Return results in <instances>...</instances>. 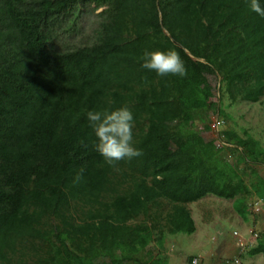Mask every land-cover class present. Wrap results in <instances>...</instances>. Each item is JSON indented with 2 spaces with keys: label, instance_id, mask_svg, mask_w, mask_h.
<instances>
[{
  "label": "trees",
  "instance_id": "1",
  "mask_svg": "<svg viewBox=\"0 0 264 264\" xmlns=\"http://www.w3.org/2000/svg\"><path fill=\"white\" fill-rule=\"evenodd\" d=\"M155 50L177 51L187 75L141 68ZM263 97L249 0H0V264H169L164 234H192L187 205L207 195L256 224L264 148L202 133ZM125 106L143 155L111 167L87 112Z\"/></svg>",
  "mask_w": 264,
  "mask_h": 264
},
{
  "label": "clouds",
  "instance_id": "2",
  "mask_svg": "<svg viewBox=\"0 0 264 264\" xmlns=\"http://www.w3.org/2000/svg\"><path fill=\"white\" fill-rule=\"evenodd\" d=\"M252 12L264 18V5L261 0H249ZM141 68L155 71L158 76L174 75L185 77L187 69L180 54L175 50L145 51L141 57ZM87 119L97 138L96 151L105 163L116 167L122 160H131L143 155L141 149L133 146L134 115L130 108L121 107L112 111H88ZM83 168L76 180L82 178Z\"/></svg>",
  "mask_w": 264,
  "mask_h": 264
},
{
  "label": "crops",
  "instance_id": "3",
  "mask_svg": "<svg viewBox=\"0 0 264 264\" xmlns=\"http://www.w3.org/2000/svg\"><path fill=\"white\" fill-rule=\"evenodd\" d=\"M189 206H194V208H190ZM187 209L190 213L195 230L192 234L187 235L190 237L189 240H185L187 245H185L182 240L183 244L181 247H184V249L186 247V250H188L185 251V256L192 258V264H205L206 259H210L208 253L210 252L209 247L212 245H222L224 248L228 247L230 251V253L228 252V257H214L212 262L215 264H232L235 253L238 251L236 242L237 237L245 238L250 232H257L256 234H258L264 231V229L257 227L259 222L264 221V210H262V208H254V213L258 214L256 224H252L250 221H243L239 217L234 210V201L219 199L211 195H207L194 203L188 204ZM213 222L214 227H212V232H209V236L211 237H207L204 232H201V227L205 228L208 224ZM225 227L231 231L230 239H227L224 235ZM233 233H236L237 236L235 237ZM256 244L257 238L248 246V252L242 258L241 264H264V256L262 253L256 255L250 254L251 249H253ZM210 261H208L207 264H210Z\"/></svg>",
  "mask_w": 264,
  "mask_h": 264
},
{
  "label": "rangeland",
  "instance_id": "4",
  "mask_svg": "<svg viewBox=\"0 0 264 264\" xmlns=\"http://www.w3.org/2000/svg\"><path fill=\"white\" fill-rule=\"evenodd\" d=\"M74 37V35L72 36ZM71 43V40H65V43L68 44ZM214 85V83H212ZM224 105H228V101L224 102ZM225 113L229 116L227 120H223V125L220 128V130H224L227 128L233 129L235 132H237L238 135L243 136V131L251 135L254 139L258 140L264 148V97L261 99V102L258 104H248V103H236L232 105L229 108H225ZM217 116H211V119H215ZM202 136L205 140H215V145H220V137H217L216 134L212 131L203 132ZM231 160V158H228ZM258 171L261 175L264 174V171L262 168H258ZM190 208H194V206H189ZM256 209H261V204L258 203L254 206ZM263 210V209H262ZM254 211V210H253ZM214 221V219H213ZM145 222L136 221L130 225L137 226L138 224H143ZM219 223V222H218ZM147 224V223H145ZM148 225V224H147ZM146 225V226H147ZM212 227H214V222L208 224L205 228L201 227V232H204L205 236H209V232H212ZM257 227H260L264 229V221L259 222L257 224ZM255 233V232H254ZM257 233V232H256ZM224 235L227 239L231 238V231L227 227L224 228ZM211 237V236H209ZM185 238V239H184ZM190 237L184 234H174L170 235L168 233L164 234V242L162 244V248L157 251V253L160 256H165L168 258L169 264H187V256H185L186 247H181L182 240L184 241V244H186L185 240H189ZM214 246V247H213ZM210 251V252H209ZM209 253L208 257L210 259H206V263L210 261V264H215L212 262L214 257L216 258H226L228 257L230 253L229 248H224L222 245H212L209 247ZM248 252V247L246 248L245 252L239 256V252L237 251L235 253V256L232 260V264H235L234 261L238 260L239 264H241L242 258L246 255ZM197 264V263H196ZM230 264V263H225Z\"/></svg>",
  "mask_w": 264,
  "mask_h": 264
},
{
  "label": "built area",
  "instance_id": "5",
  "mask_svg": "<svg viewBox=\"0 0 264 264\" xmlns=\"http://www.w3.org/2000/svg\"><path fill=\"white\" fill-rule=\"evenodd\" d=\"M222 125H223V120L219 119L218 117H216L215 119L212 118L209 124V130L214 132L217 137H220V132H221L220 128L222 127ZM222 145L224 144L220 143V145L216 147L219 148ZM233 235L235 237L237 236L236 233H233ZM256 238H257V234L254 232H250L249 235H247L245 238L237 237L236 242L239 251V256L245 252L246 248L253 242V240H256ZM234 263L239 264V261L235 260Z\"/></svg>",
  "mask_w": 264,
  "mask_h": 264
}]
</instances>
